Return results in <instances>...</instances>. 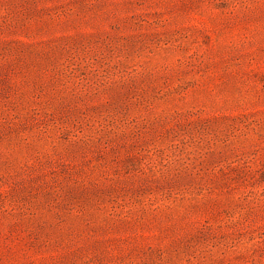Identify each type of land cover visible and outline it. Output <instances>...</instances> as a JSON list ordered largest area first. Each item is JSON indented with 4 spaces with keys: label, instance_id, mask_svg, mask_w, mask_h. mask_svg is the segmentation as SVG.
<instances>
[{
    "label": "rangeland",
    "instance_id": "obj_1",
    "mask_svg": "<svg viewBox=\"0 0 264 264\" xmlns=\"http://www.w3.org/2000/svg\"><path fill=\"white\" fill-rule=\"evenodd\" d=\"M0 264H264V0H0Z\"/></svg>",
    "mask_w": 264,
    "mask_h": 264
}]
</instances>
